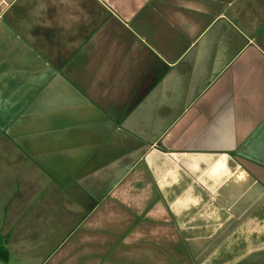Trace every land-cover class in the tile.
Masks as SVG:
<instances>
[{
	"label": "crops",
	"instance_id": "1",
	"mask_svg": "<svg viewBox=\"0 0 264 264\" xmlns=\"http://www.w3.org/2000/svg\"><path fill=\"white\" fill-rule=\"evenodd\" d=\"M2 143L0 264H264V0H0Z\"/></svg>",
	"mask_w": 264,
	"mask_h": 264
},
{
	"label": "rangeland",
	"instance_id": "2",
	"mask_svg": "<svg viewBox=\"0 0 264 264\" xmlns=\"http://www.w3.org/2000/svg\"><path fill=\"white\" fill-rule=\"evenodd\" d=\"M25 170L21 161L14 158L11 147L5 143L0 144V174H23Z\"/></svg>",
	"mask_w": 264,
	"mask_h": 264
},
{
	"label": "trees",
	"instance_id": "3",
	"mask_svg": "<svg viewBox=\"0 0 264 264\" xmlns=\"http://www.w3.org/2000/svg\"><path fill=\"white\" fill-rule=\"evenodd\" d=\"M6 255V250L0 246V261L4 262L6 260Z\"/></svg>",
	"mask_w": 264,
	"mask_h": 264
}]
</instances>
